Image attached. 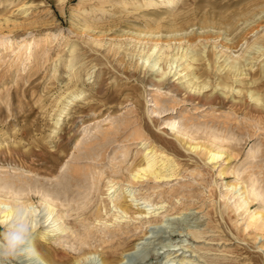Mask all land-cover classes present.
Segmentation results:
<instances>
[{
    "label": "rangeland",
    "instance_id": "obj_1",
    "mask_svg": "<svg viewBox=\"0 0 264 264\" xmlns=\"http://www.w3.org/2000/svg\"><path fill=\"white\" fill-rule=\"evenodd\" d=\"M214 134L210 160L192 146ZM152 148L175 169L134 178ZM249 182L264 190V0H0V198L58 197L34 242L60 264H264Z\"/></svg>",
    "mask_w": 264,
    "mask_h": 264
},
{
    "label": "bare ground",
    "instance_id": "obj_2",
    "mask_svg": "<svg viewBox=\"0 0 264 264\" xmlns=\"http://www.w3.org/2000/svg\"><path fill=\"white\" fill-rule=\"evenodd\" d=\"M156 46H157V44L154 47H156ZM192 59H195L194 54L192 55ZM240 63L234 61L233 64L230 65V68L237 71L241 68L242 64L240 65ZM186 66H191V63L190 62L187 63ZM231 71H233V70H231ZM202 86H205V84L203 83ZM225 87H227V86H225ZM254 98H256V97H254ZM256 99H259V98H256ZM259 101H260V99H259ZM167 125L171 131H178V130L180 131V125L175 120L174 121H168ZM219 138L217 137V135L214 134V137L212 138L213 144H210L208 146H201L198 144H194L192 146V148H196V149L201 148L203 154H205V155L207 154L208 158L210 160H215L221 156V152H220L221 150L219 149V147L221 146V142L219 141ZM222 152H224V151H222ZM255 152H256L255 147H252L250 149L249 153L251 155H254ZM161 154H163V153L157 152L156 149L152 148L146 154L145 158H143L142 162L138 165V168L134 169L135 171L132 174V176L134 178L140 179V178H143L144 176L145 177L151 176L154 178H161V177H164L167 175H171V172L175 169L174 161L171 158H168V156H166L164 154L161 155ZM1 187H2V185H1ZM109 188H111V187L109 186ZM16 190L17 189H12V188L8 187L7 192L4 193L3 197L0 198V203H3L4 205H6V207L3 211V214L1 213L2 215L0 216V222L1 223H7L8 219L10 217V214H11L9 211L10 207L23 206L30 213L34 212V211L35 212L38 211V214L35 215L36 217L37 216L39 217V215H40L39 213H41L44 209V211L46 210L47 213L42 212L41 216L34 220V229L37 227V225L42 224V225H40V226H42L41 231H39L40 230L39 229V230H37V231H39L37 233H38V235L40 234L43 237V235L47 232V230H46L47 227H49V226L55 227V225L57 224L55 222L58 219H64V216H65L64 211L65 210L63 211L62 209L57 208V207H59V205H61V202L59 203L57 201L58 197H55L53 194L49 193L48 191H44V190L40 191V189H37L39 191L38 192L39 193V199H38L39 205L37 207H42V209H39V208L34 207L31 204V200L24 198V196L19 191H16ZM243 195H244L245 200H247V201L257 200L262 206H264V190L257 188L253 182H249L244 186ZM118 207L120 208V210L123 213L128 214V212H129L128 207L129 206L119 205ZM53 211L57 212L56 217L54 215L52 217H50V215L53 213ZM262 215L264 216V213ZM52 231H55V229L54 230L52 229ZM35 246L38 249V251L42 254L44 260L46 261V264H60L59 261L55 260V254H53V252L51 250H49L48 248H46L43 244H38ZM102 262H103V264H114V260L109 258L108 256H104Z\"/></svg>",
    "mask_w": 264,
    "mask_h": 264
},
{
    "label": "clouds",
    "instance_id": "obj_3",
    "mask_svg": "<svg viewBox=\"0 0 264 264\" xmlns=\"http://www.w3.org/2000/svg\"><path fill=\"white\" fill-rule=\"evenodd\" d=\"M7 223L0 224V264H13L21 257L27 264H46L34 242V221L23 206L10 207Z\"/></svg>",
    "mask_w": 264,
    "mask_h": 264
}]
</instances>
